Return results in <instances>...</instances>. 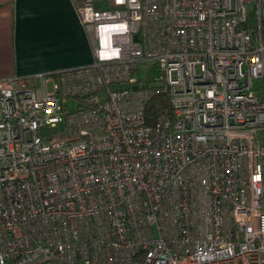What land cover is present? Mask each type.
<instances>
[{"label": "built area", "instance_id": "2783aa9c", "mask_svg": "<svg viewBox=\"0 0 264 264\" xmlns=\"http://www.w3.org/2000/svg\"><path fill=\"white\" fill-rule=\"evenodd\" d=\"M76 2L92 61L0 78V264H264V0Z\"/></svg>", "mask_w": 264, "mask_h": 264}, {"label": "crops", "instance_id": "0c3cea01", "mask_svg": "<svg viewBox=\"0 0 264 264\" xmlns=\"http://www.w3.org/2000/svg\"><path fill=\"white\" fill-rule=\"evenodd\" d=\"M92 59L76 0H0V78L84 66Z\"/></svg>", "mask_w": 264, "mask_h": 264}, {"label": "trees", "instance_id": "16d2710c", "mask_svg": "<svg viewBox=\"0 0 264 264\" xmlns=\"http://www.w3.org/2000/svg\"><path fill=\"white\" fill-rule=\"evenodd\" d=\"M168 97L165 94L155 96L147 105L148 122H154L168 106Z\"/></svg>", "mask_w": 264, "mask_h": 264}, {"label": "rangeland", "instance_id": "374dc122", "mask_svg": "<svg viewBox=\"0 0 264 264\" xmlns=\"http://www.w3.org/2000/svg\"><path fill=\"white\" fill-rule=\"evenodd\" d=\"M153 74H154L155 76H157V77H160V75H161V71H160V69H155ZM151 83H152V84H158V83H160V81L154 80V81H152ZM51 86H52V84H49V87H50V88H51Z\"/></svg>", "mask_w": 264, "mask_h": 264}]
</instances>
